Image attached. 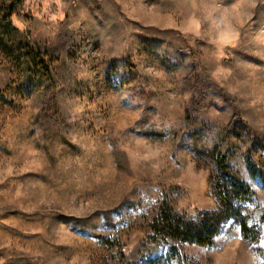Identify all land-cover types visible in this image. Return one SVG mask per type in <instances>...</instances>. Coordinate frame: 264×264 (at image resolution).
<instances>
[{
    "label": "rangeland",
    "instance_id": "rangeland-1",
    "mask_svg": "<svg viewBox=\"0 0 264 264\" xmlns=\"http://www.w3.org/2000/svg\"><path fill=\"white\" fill-rule=\"evenodd\" d=\"M13 3L0 0V264H143L165 251L151 233L165 205L219 210L221 159L263 217L247 157L264 176V0H20L9 29ZM261 228L179 244L183 264H264Z\"/></svg>",
    "mask_w": 264,
    "mask_h": 264
},
{
    "label": "trees",
    "instance_id": "trees-1",
    "mask_svg": "<svg viewBox=\"0 0 264 264\" xmlns=\"http://www.w3.org/2000/svg\"><path fill=\"white\" fill-rule=\"evenodd\" d=\"M19 4L20 0H14L8 16L3 20L4 25L9 29L12 28L11 19ZM37 58L45 76L51 80L52 75L47 61L41 55ZM203 109V101L195 104L198 114ZM247 162L251 176L264 184V176L249 154ZM213 184L220 205L218 211L205 212L197 219H190L167 205L161 209L151 226V233L155 246H164L165 251L149 255L143 264H183L179 244L213 247L223 226L230 221L240 228L244 240L254 241L259 237L261 227L264 226V215L261 217L260 212H252L249 209V205L258 200L257 195L224 159L215 164Z\"/></svg>",
    "mask_w": 264,
    "mask_h": 264
}]
</instances>
